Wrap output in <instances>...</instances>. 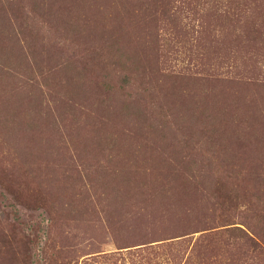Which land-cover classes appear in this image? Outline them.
Here are the masks:
<instances>
[{"label":"rangeland","instance_id":"1","mask_svg":"<svg viewBox=\"0 0 264 264\" xmlns=\"http://www.w3.org/2000/svg\"><path fill=\"white\" fill-rule=\"evenodd\" d=\"M0 264H264V0H0Z\"/></svg>","mask_w":264,"mask_h":264}]
</instances>
